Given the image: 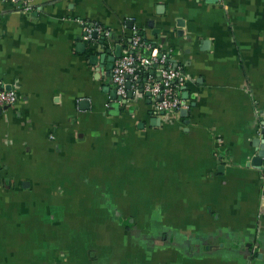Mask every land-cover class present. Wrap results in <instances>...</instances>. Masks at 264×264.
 I'll return each mask as SVG.
<instances>
[{
    "label": "crops",
    "instance_id": "crops-1",
    "mask_svg": "<svg viewBox=\"0 0 264 264\" xmlns=\"http://www.w3.org/2000/svg\"><path fill=\"white\" fill-rule=\"evenodd\" d=\"M29 2L0 3V84L17 95L0 112V230L18 229L21 187L42 188L41 166L64 181L59 205L65 189L85 197L70 199L74 227L47 214L31 249L0 238V264H264V185L250 165L264 141V0ZM85 26L103 32L85 40ZM134 35L184 74L185 116L155 114L138 83L125 104L103 91L114 85L101 54L129 53Z\"/></svg>",
    "mask_w": 264,
    "mask_h": 264
},
{
    "label": "built area",
    "instance_id": "built-area-1",
    "mask_svg": "<svg viewBox=\"0 0 264 264\" xmlns=\"http://www.w3.org/2000/svg\"><path fill=\"white\" fill-rule=\"evenodd\" d=\"M4 2H10L20 12L31 11L29 0H0V3ZM84 32V39L90 40L93 33L103 31L100 27L85 26ZM129 48L131 51L116 59L111 70V81L117 96L125 98L128 92L126 83L129 82L131 87L132 83L141 80L143 92L148 93L155 102V114L178 115L186 110L187 103L180 96L186 79L181 70L171 65L168 53L160 51L138 35L132 37ZM16 102V92L5 90L0 84V109L12 107ZM260 181L264 185V167L260 170Z\"/></svg>",
    "mask_w": 264,
    "mask_h": 264
},
{
    "label": "rangeland",
    "instance_id": "rangeland-1",
    "mask_svg": "<svg viewBox=\"0 0 264 264\" xmlns=\"http://www.w3.org/2000/svg\"><path fill=\"white\" fill-rule=\"evenodd\" d=\"M41 168L42 170L34 169L32 171H36L37 175L42 174V178L44 174V181L40 182L42 188H36L31 193L29 191L31 187H29L28 185H24L21 187L22 189L21 192H23V195L21 194V196H22V199H24L23 214H22V217L17 221L18 229L14 231L13 234L11 233L8 234V228H9L8 223L6 225V228L3 227L1 229L2 231L0 230V238L2 239L3 242H7L8 244H13L14 242L23 244V245L25 244L27 248L29 247V249H31L30 243L34 242L33 239H37V235H32V233H36L37 232L36 228L43 226V222L46 223L48 221L47 214L51 215V218L49 220H52V221L54 220L55 222H59L60 224H63L67 218L68 219L66 223L67 228H70L71 226L72 227L75 226L76 220H74L73 217L70 218L72 214L71 213L72 209H70V206L73 205L70 202V199L72 201L73 200L79 201L81 198H84L85 196H82L83 194L72 196V194L74 193H71L70 191L65 189V192L63 196L61 197L63 202L61 203V205H59V203L55 201L58 199L57 197H55V195H58L59 193H60L59 196L62 195V189H63L62 186H64V181H61L60 179L61 177L54 178L55 176L59 175V172L55 170H43V166H41ZM69 176L70 174H68V177ZM66 182H67V187H70L69 184L71 185L78 184V181H77V178L75 177L74 172H72V176ZM56 186L58 187V189L55 191V194L52 195L54 193L52 191H54V188H56ZM18 190H19V186H18ZM30 193L31 195H29ZM144 195L139 196V197L133 196L129 200L136 199L140 201L139 198L145 197ZM17 196H19V194H17ZM96 196H97V200L101 204H103L104 200L107 201V199L111 198V194L108 193L107 191H103V192L99 191L96 193ZM87 199L89 200L88 197ZM29 200H31V202H29ZM32 201L33 203L35 202L34 206L32 205ZM93 203L98 205V203H96L95 200H93ZM95 204H94V207H95ZM113 206L115 207L116 203H114ZM64 209L66 210L64 211ZM63 212L64 214L67 215L66 218L62 216ZM115 215L116 216L120 215V213H117ZM121 215H123V213H121ZM114 222L118 224L119 221L114 218ZM57 228H59V226H57ZM115 230L112 233H114ZM118 232H120V229L118 230ZM114 237L117 238V235L115 234ZM48 244H52V243H48ZM60 244H64V243L56 242L54 249H58ZM19 247H21V245Z\"/></svg>",
    "mask_w": 264,
    "mask_h": 264
},
{
    "label": "water",
    "instance_id": "water-1",
    "mask_svg": "<svg viewBox=\"0 0 264 264\" xmlns=\"http://www.w3.org/2000/svg\"><path fill=\"white\" fill-rule=\"evenodd\" d=\"M205 2L207 4H216L218 2V0H205ZM83 36H85V33L83 34ZM92 38L94 40H96L97 39V34L93 33L92 34ZM103 42H104V39H100L99 40V44L100 45H103ZM86 46L87 45H86L85 42L79 44V47L82 48V52L86 49ZM120 56H121V47L119 45L116 46L113 54H111V50L110 49H107L106 52H103L101 54V57H100L101 62L107 63V66L105 67L106 76H110V73H111V70L113 68L114 62H115L116 59L120 58ZM93 58L95 59L96 57H90V59H89L90 62L92 61ZM138 83H139V87H138L139 95H142V93H143L142 81L139 80ZM129 88H130V83L127 82L126 83V89L128 90V93H127L128 99L131 98V92L129 91ZM4 89L5 90H11V87L7 86ZM183 89H186V88H183ZM103 91L105 93L109 94L110 100L118 102V103H121V104H125L126 103L125 99H123L120 96H117L115 87L113 89H110L109 87H107V88H104ZM144 95L147 96V97L150 96L148 93H145ZM79 107H80L81 110L87 109L88 108V102L87 101L79 102ZM5 109L6 108L0 109V112L2 110H5ZM179 115L181 117L185 116L186 115V111L185 110L180 111ZM154 120L156 121V119H154ZM154 120H152V123L154 122ZM261 126H262V129L260 131V134L264 135V122L261 124ZM255 143H257V141ZM250 165L252 167L258 168L259 170H261L264 167V141L262 142L261 145L258 142V147H257V150H256V154H255V156H253L251 158Z\"/></svg>",
    "mask_w": 264,
    "mask_h": 264
}]
</instances>
